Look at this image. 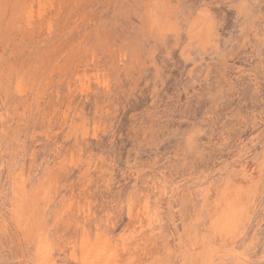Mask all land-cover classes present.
<instances>
[{
    "label": "bare ground",
    "instance_id": "bare-ground-1",
    "mask_svg": "<svg viewBox=\"0 0 264 264\" xmlns=\"http://www.w3.org/2000/svg\"><path fill=\"white\" fill-rule=\"evenodd\" d=\"M0 264H264V0H0Z\"/></svg>",
    "mask_w": 264,
    "mask_h": 264
}]
</instances>
